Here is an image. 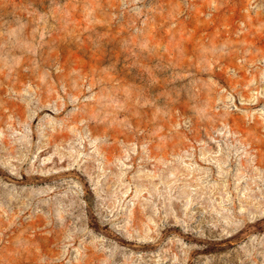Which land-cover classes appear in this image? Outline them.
<instances>
[{
	"label": "rangeland",
	"instance_id": "rangeland-1",
	"mask_svg": "<svg viewBox=\"0 0 264 264\" xmlns=\"http://www.w3.org/2000/svg\"><path fill=\"white\" fill-rule=\"evenodd\" d=\"M0 264H264V0H0Z\"/></svg>",
	"mask_w": 264,
	"mask_h": 264
}]
</instances>
